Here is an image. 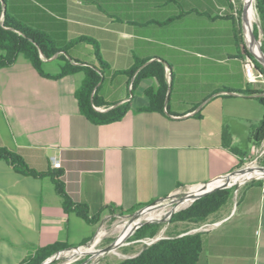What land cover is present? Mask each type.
<instances>
[{"label":"crops","instance_id":"0c3cea01","mask_svg":"<svg viewBox=\"0 0 264 264\" xmlns=\"http://www.w3.org/2000/svg\"><path fill=\"white\" fill-rule=\"evenodd\" d=\"M231 1L7 0L12 15L57 31L66 44L86 36L83 27L99 31L90 37L109 66L99 97L111 107L129 103L130 110L116 122L97 124L81 112L76 97L84 72L53 79L23 57L0 68V146L49 172L23 175L0 160V264H32L54 244H86L114 215L109 206L133 212L242 166L257 145L253 135L264 117L259 94L245 90L264 96V88L246 78V46ZM74 56L95 61L90 45ZM53 61L58 60L45 59L44 65ZM153 61L167 72L163 112L140 109L150 105L147 90L158 89L156 78L133 86ZM44 71L56 75L60 69ZM53 158L61 162L71 199L86 204L92 217L102 214L99 221L64 209L52 178ZM211 216L204 223L216 224L201 233L197 264H264L260 181L241 186Z\"/></svg>","mask_w":264,"mask_h":264},{"label":"trees","instance_id":"16d2710c","mask_svg":"<svg viewBox=\"0 0 264 264\" xmlns=\"http://www.w3.org/2000/svg\"><path fill=\"white\" fill-rule=\"evenodd\" d=\"M3 1L0 0V68L14 65L20 57L29 60L35 69L45 77L60 79L66 75L84 72V80L76 91L81 112L91 121L97 124H108L123 118L130 110V104L124 103L114 106L107 111H98L94 106H110L105 100L99 97L100 83L104 80V74L108 69V64L103 60L100 52L99 42L90 36H80L66 44L55 30L32 27L18 17L12 15L8 10L4 11ZM234 8L232 17L236 18L238 31L245 43L243 31V0L231 1ZM226 11L227 10H223ZM256 11L260 20V25L264 37V0H256ZM254 34L259 37L258 26L254 29ZM85 45H90L93 50L95 61L82 60L74 56L75 50L82 49ZM261 51L264 54V39L261 41ZM243 57H253V54L246 48ZM57 55L56 59L60 63V72L56 75L45 73L43 64L45 59H50ZM76 61L80 64H74ZM141 64L144 62H140ZM138 63V64H140ZM259 74L264 76V66L256 61ZM138 67H134L130 72L133 74ZM154 77L159 82L158 89L150 88L147 94L150 97V105L140 108L147 111L165 110V101L168 92L167 72L165 66L160 61H153L144 66L136 75L133 86L142 78ZM249 94H259L257 100L264 107L263 91L245 90ZM254 141L259 144L264 140V117L254 131ZM0 160L7 161L15 170L23 175L44 177L49 172H39L31 168L25 159L15 151L0 146ZM53 180L56 191L63 200L66 211H74L82 218L97 222L102 214L91 216L89 207L86 204L74 202L66 191L62 179L63 171L55 168ZM264 186V180L260 181ZM233 196L232 189H217L199 199H197L187 209L182 210L173 216V221L189 222L201 224L206 222L210 216L218 212ZM111 214L121 213L116 206H109ZM159 224H145L135 233V239L154 236L159 233ZM67 248L65 244H54L42 250V254L32 264H41L47 257L59 250ZM202 252L201 233H189L188 230L167 234L152 245H145L135 256L128 257L114 264H197Z\"/></svg>","mask_w":264,"mask_h":264},{"label":"rangeland","instance_id":"374dc122","mask_svg":"<svg viewBox=\"0 0 264 264\" xmlns=\"http://www.w3.org/2000/svg\"><path fill=\"white\" fill-rule=\"evenodd\" d=\"M244 2H245V0H243V4H244ZM254 5H255V11H256V0L254 1ZM255 15H257V16H255L253 29H255L254 27L258 26V29L260 30L259 37H256V40L258 41L259 48L261 49V41L264 39V37H263V32H262V28L260 25V20H259L257 11H256ZM242 20H243V18H242ZM94 33L97 35L99 33V31L92 28L91 26L90 27H83V29H82L83 35L91 36V35H94ZM245 46L250 52H252L253 48L251 47L250 44L246 43V40H245ZM261 53H262V51H261ZM262 55H264V54L262 53ZM56 66H57V69H60L58 66V61H53L51 63H46V65L43 64V69H45L47 71H51V69L56 67ZM254 85L255 86L259 85L261 88H264V83H262V82L254 83ZM259 110H260V112H261V110H264L263 106L260 103H259ZM263 149H264V147L261 150H263ZM256 156L257 155L255 153L251 152L249 154V156L247 157V160L242 164L241 167H245L248 163L255 161ZM256 164L259 166H264V155L259 156ZM253 178H255V177H253ZM263 180H264V177H260L258 179H254L252 181H247L246 183H243L242 185H239L240 181H238L234 186H230V187L224 186L223 189H232L233 195H235V189L236 188H238V187L240 188L241 186H244L245 184H247L249 182L263 181ZM183 191H184L183 189L177 190L174 193V196H167V197L163 198L160 201V203H162V205L157 210L155 221L149 222L150 221V218H149L150 215H148L146 218L145 217L143 218V220L146 221L145 224H159L161 227L159 233L163 231L164 235L172 234V233H176V232H180V231H186V230L190 231V230L200 226V224L189 223V222H178V221H173V219H172L174 214H176L182 210L187 209L192 204L190 202V203H188V205L187 204L181 205L176 210L177 201H180L185 197L183 195ZM173 198L175 199V202H172ZM142 208L143 207H141L138 210H135L133 212H129V213H119V214H117L118 216L108 218L107 220L102 222L98 228V231L96 232V236H94V238L86 245V248L92 247L91 248L92 250H90L91 252H89L87 255L82 256L80 259H77V260H71L69 258H60V259L52 261L50 264H95V263H97V264H114V263H117L119 261H122V260L128 258L129 256L136 254L145 246V243L140 242V241L139 242H132L133 240H135V234L130 236L128 239H126L124 241V244L119 245L115 250H112L111 252L104 254V255H101V251H103L104 249H106L110 246L113 247L115 245V243L117 242V240L120 239V237L123 234V231L125 229L124 223H121V222L125 220V217L127 218V216L128 217L134 216ZM171 210H172V215H171V217H168ZM122 216H124V217H122ZM118 225H120L121 228ZM97 233L98 234L100 233V234L98 235ZM101 236H103V237H101ZM100 238H101V240H99ZM98 240H99V242L96 244V242ZM127 242H131V243L127 244ZM94 244H96V245H94ZM92 245H94V246H92Z\"/></svg>","mask_w":264,"mask_h":264},{"label":"built area","instance_id":"2783aa9c","mask_svg":"<svg viewBox=\"0 0 264 264\" xmlns=\"http://www.w3.org/2000/svg\"><path fill=\"white\" fill-rule=\"evenodd\" d=\"M243 31H244L246 43L250 44L249 31H247L245 29V23H243ZM252 31L254 32L253 28H252ZM254 39L256 40V36ZM259 50L261 52L260 48H259ZM254 53H252L254 58L250 57V56H247L245 58L244 64H243L244 72H245L247 80L250 83H252V84L258 83V82L264 83L263 74L258 73L257 64H256L257 59H256V56ZM94 108L98 111H107L113 107H111V106H109V107H107V106H94ZM263 147H264V140L261 143L257 144L252 151L253 153H255L257 155L255 161L248 163L245 167H240L237 170H234V171L229 172L227 174L221 175V176H219V177H217L211 181H208V182L193 184V185H189V186H186L184 188H181L184 190L183 195L185 197L182 200L177 201L176 209L181 205L182 201H184V200L190 199V202L193 204L197 199H199V198H201V197H203V196H205V195H207V194H209V193H211L217 189H223L224 186H226V187L234 186L238 181H240L239 185H242L243 183H246L247 181H252L254 179H258V178H248L245 180H237V181L234 180L236 175H238L240 172L244 171L245 169H247L249 167L264 168V166H259L256 164L259 156L264 155V149L261 150ZM52 160H53L54 168H61L60 160H58L56 158H53ZM181 189H179V190H181ZM198 190H206V192L198 195L197 194ZM238 190H239V187L235 189V194H237ZM174 193L170 194L169 196H174ZM161 200L144 206L137 214H135L132 217H128V216H127V218L125 217V220L121 222V223H124L125 227L129 224H134V229L127 236L126 239H128L130 236L134 235L140 227L145 225L146 221L143 220L144 217L146 218L148 215H150L149 217H151V218H150L149 222L155 221L157 210L162 205V203H160ZM172 202H175L174 198L172 199ZM171 215H172V210L170 211L168 217H171ZM114 216H118V215L117 214L111 215V216L107 217L105 220H107L108 218H112ZM122 217H124V216H122ZM215 224L216 223H202V224H200V226L190 230L189 233H202V232L209 231L210 229H212V227ZM118 226H120V225H118ZM165 237H166V235H164V233L162 231V232H160L154 236H147L144 238L135 239L132 242H139L140 241V242H144L145 245H152V244L156 243L157 241H159L160 239L165 238ZM99 240H101V238ZM99 240L96 242V244L99 242ZM88 243L77 246V247H71V248H65V249L59 250L56 253L52 254L49 258H47L42 264H50L52 261L60 259V258H69L71 260L80 259L82 256L87 255L90 252V250H92L91 249L92 247L86 248V245ZM129 243H131V242H127V244H129ZM96 244H94V245H96ZM122 244H124V242ZM94 245H92V246H94ZM74 250H78V251L74 252ZM109 252H111V251L104 249L103 251H101V255L107 254ZM135 255L136 254H134L132 256H135ZM132 256H129V257H132ZM95 264H97V263H95Z\"/></svg>","mask_w":264,"mask_h":264},{"label":"bare ground","instance_id":"6f19581e","mask_svg":"<svg viewBox=\"0 0 264 264\" xmlns=\"http://www.w3.org/2000/svg\"><path fill=\"white\" fill-rule=\"evenodd\" d=\"M254 1L255 0H247V18L245 20V29L247 31L251 30L253 28V24L255 21V15L256 11H255V5H254ZM257 18V17H256ZM255 28V27H254ZM250 45L253 48V51L256 53V55L261 56L262 58H264V56L262 55V53L259 50V45H258V41H256L255 39L250 40ZM260 178V177H264V168H257V167H249L247 169H245L244 171L240 172L238 175H236L235 177V181L237 180H245L248 178ZM219 184V183H218ZM204 192H206V190H198L197 194H203ZM190 202V199L188 200H184L182 201L181 205H185ZM180 205V206H181ZM181 208V207H180ZM177 210V209H176ZM159 216V215H158ZM160 217V216H159ZM151 218V217H149ZM123 226V225H122ZM120 227V226H119ZM125 227V226H124ZM121 228V227H120ZM134 229V224H129L125 227L123 234L121 235L120 239L115 243V245L110 249V251L115 250L119 245H121L125 239L127 238V236L132 232V230ZM123 230V229H122ZM101 233V232H100ZM99 233V234H100ZM98 234V233H97ZM98 234V235H99ZM104 235V234H103ZM106 235V234H105ZM103 237V236H101ZM98 239V238H97ZM89 248V247H88ZM91 248V247H90ZM95 248V247H94ZM93 248V249H94ZM78 250H74V252H77ZM91 252V251H90ZM68 263V262H67Z\"/></svg>","mask_w":264,"mask_h":264},{"label":"water","instance_id":"95a60500","mask_svg":"<svg viewBox=\"0 0 264 264\" xmlns=\"http://www.w3.org/2000/svg\"><path fill=\"white\" fill-rule=\"evenodd\" d=\"M246 5H247V0H245V2L243 4L242 18H243V22L244 23H245V20L247 18V7H246ZM3 8H4V11L7 10V3L5 1H3ZM254 38H255V35H254V32L251 29V30H249V39L252 40ZM252 52L254 53L253 49H252ZM254 54L256 56L257 61L264 65V58H262L261 56L256 55V53H254ZM56 57H57V55H55L51 59L56 58ZM111 248H112V246L106 248V250H110Z\"/></svg>","mask_w":264,"mask_h":264}]
</instances>
